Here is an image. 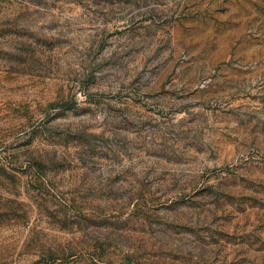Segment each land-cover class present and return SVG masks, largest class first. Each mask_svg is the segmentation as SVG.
<instances>
[{
    "label": "rangeland",
    "instance_id": "374dc122",
    "mask_svg": "<svg viewBox=\"0 0 264 264\" xmlns=\"http://www.w3.org/2000/svg\"><path fill=\"white\" fill-rule=\"evenodd\" d=\"M0 264H264V0H0Z\"/></svg>",
    "mask_w": 264,
    "mask_h": 264
}]
</instances>
